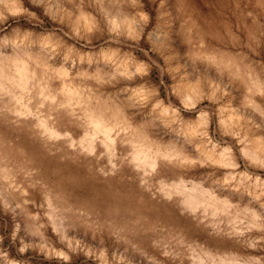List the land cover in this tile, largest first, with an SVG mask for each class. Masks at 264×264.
Wrapping results in <instances>:
<instances>
[{"label": "clouds", "instance_id": "obj_1", "mask_svg": "<svg viewBox=\"0 0 264 264\" xmlns=\"http://www.w3.org/2000/svg\"><path fill=\"white\" fill-rule=\"evenodd\" d=\"M0 264H264V0H0Z\"/></svg>", "mask_w": 264, "mask_h": 264}]
</instances>
